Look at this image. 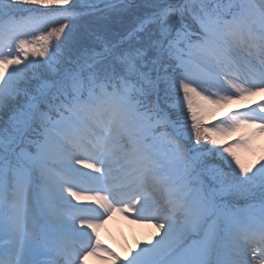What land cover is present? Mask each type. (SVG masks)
Returning <instances> with one entry per match:
<instances>
[{
	"label": "snow or ice",
	"instance_id": "obj_1",
	"mask_svg": "<svg viewBox=\"0 0 264 264\" xmlns=\"http://www.w3.org/2000/svg\"><path fill=\"white\" fill-rule=\"evenodd\" d=\"M260 93L264 0H0V264H264Z\"/></svg>",
	"mask_w": 264,
	"mask_h": 264
},
{
	"label": "rangeland",
	"instance_id": "obj_2",
	"mask_svg": "<svg viewBox=\"0 0 264 264\" xmlns=\"http://www.w3.org/2000/svg\"><path fill=\"white\" fill-rule=\"evenodd\" d=\"M227 113L223 111L222 108H219L216 110L215 116L213 117V119L215 120V119L223 118ZM234 139H235V136H229L226 138L225 142H231ZM255 148H256L255 153L248 152L244 149H237V151L241 155V158L243 160H245L248 163H255L256 160L259 158V156L261 154H264V142L262 141L260 142L259 140H256ZM103 226L104 227L102 230L100 228L98 230L99 238L101 242L104 245H106L108 248L117 252L121 257H124L126 255L128 248L135 249L137 246V243H141V239H139V237L131 233L125 234L122 232L123 231L121 229V227L123 226L122 223L118 225L116 221L110 220L106 224L104 223ZM104 228L106 230H104ZM103 233L105 235H103ZM86 264H105V261L99 259L98 257L93 256V257L88 258Z\"/></svg>",
	"mask_w": 264,
	"mask_h": 264
},
{
	"label": "bare ground",
	"instance_id": "obj_3",
	"mask_svg": "<svg viewBox=\"0 0 264 264\" xmlns=\"http://www.w3.org/2000/svg\"><path fill=\"white\" fill-rule=\"evenodd\" d=\"M257 101H264V93L257 94L255 97H251L247 100L233 101L227 105H224L222 107V110L225 112H231L233 110H242L248 106L255 104ZM257 140H259L260 142H264V136H259ZM116 216L119 218L120 221H122L123 226H120L123 230L122 232L125 234L131 233L139 237V239H141V243H144L157 235V229L154 224L134 222L133 217L125 216L118 212L116 213Z\"/></svg>",
	"mask_w": 264,
	"mask_h": 264
}]
</instances>
